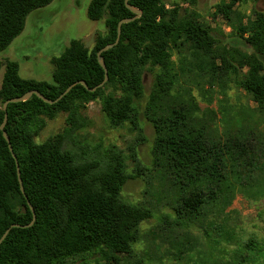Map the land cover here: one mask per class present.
Wrapping results in <instances>:
<instances>
[{
  "label": "trees",
  "instance_id": "trees-1",
  "mask_svg": "<svg viewBox=\"0 0 264 264\" xmlns=\"http://www.w3.org/2000/svg\"><path fill=\"white\" fill-rule=\"evenodd\" d=\"M53 1L0 0V52L23 33L33 11ZM246 1L257 0L222 1L211 17L227 23L252 53L221 47L195 11L176 4L167 8L166 0H130L142 15L124 24L119 44L103 53L109 77L104 86L90 92L76 85L55 104L35 95L26 102L9 104L5 131L17 157L27 198L21 191L16 160L0 130V239L12 225L26 226L33 221L29 203L36 221L29 228L11 229L0 246V264H144L141 258H132L133 245L139 240L141 225L152 217L151 210L122 197L126 183L139 179L142 170L129 172L127 158L119 150H109L103 159H97L79 154L67 144L87 127L83 111L92 102L100 103L111 128L129 125L143 138L139 101L144 97L143 76L147 71H156L145 110L156 137L152 168L145 171L157 173L155 179L161 171L172 184L188 177L195 185L192 192L181 196L179 213L198 211L207 199L222 195L225 176L234 163H242L248 155L255 156L257 170L264 169L263 147L251 140L242 141L236 134L225 143L217 141L211 129L200 123L203 111L192 90H178L188 73L182 55V47L188 44L192 55L189 70L223 82L234 76L264 116V12L245 17L236 7ZM87 14L91 21L104 22L105 31L97 35L92 48L74 39L61 56L53 58L52 83L23 79L16 61L0 62V72L5 66L0 127L5 119L3 104L10 99L36 90L55 101L76 82L85 81L90 89L104 83L105 71L97 53L115 43L119 22L136 14L126 7L125 0H91ZM173 53L178 55V65ZM173 90L187 95L189 101L176 104ZM207 111L216 122V112ZM60 114L66 115L65 130L37 143L47 120ZM240 167L247 169L248 162Z\"/></svg>",
  "mask_w": 264,
  "mask_h": 264
},
{
  "label": "rangeland",
  "instance_id": "rangeland-1",
  "mask_svg": "<svg viewBox=\"0 0 264 264\" xmlns=\"http://www.w3.org/2000/svg\"><path fill=\"white\" fill-rule=\"evenodd\" d=\"M222 1L230 0H166L168 6L176 4L183 10L197 12L219 39L221 47H236L252 53V48L244 39L233 35L227 23L222 19H212L214 7ZM90 2L54 0L47 7L33 11L27 17L23 33L0 52V62L16 61L23 79L52 83L53 58L61 56L74 39L92 48L97 35L105 31L104 22L89 20L87 11ZM236 11L251 18L255 12H264V0L242 2ZM182 50L187 62L184 68L188 73L181 80L183 83L178 90H192L203 111L200 123L210 128L221 143L236 134L240 140H251L264 148V116L257 112V105L239 88L238 80L234 76L225 82L212 80L196 69L189 70V61L192 60L189 45L185 44ZM173 55L178 65V55ZM261 59L264 61V57ZM4 71L3 65L0 88ZM155 74L156 71H147L143 76L144 97L139 101L143 138L129 125L111 128L100 103L92 102L83 111L87 127L76 134L75 140L69 141L67 147L97 159H103L109 150H119L127 158L129 172L138 168L142 170L143 175L129 180L122 192L124 200L148 207L152 214L141 225L139 240L133 245L132 258L139 257L144 264H264V169L257 170L254 155H248L242 163L237 161L232 170L229 169L231 171L221 185L222 195L207 199L198 211L192 212H178L181 196L195 188L188 177L172 184L161 171L156 179L153 177L157 173L145 171V168H152V148L156 137L152 123L145 118ZM171 95L176 104L189 101L187 95H180L174 90ZM208 109L216 112V122L211 119ZM66 127L65 114L47 120L36 139L37 143L62 133ZM248 131L252 133L248 134ZM246 162L249 167L242 169L240 165Z\"/></svg>",
  "mask_w": 264,
  "mask_h": 264
},
{
  "label": "water",
  "instance_id": "water-1",
  "mask_svg": "<svg viewBox=\"0 0 264 264\" xmlns=\"http://www.w3.org/2000/svg\"><path fill=\"white\" fill-rule=\"evenodd\" d=\"M129 2H130V0H125V5H126V7H127L129 10H131L133 13L136 14V17L131 18V19H123V20H121V21L119 22V24H118V37H117V40L115 41V43H114V44H109V45H107L106 47H104L102 50H100V51L97 53L98 62H99V64H100V66L103 68V70L105 71V81H104V83L100 84V85H99L98 87H96V88L90 89L85 81H79V82H76V83L72 84L71 86H69V87L65 90V92H63V94H62L57 100H55V101H52V100L47 99V98H46L45 96H43L40 92L34 90V91H31V92H28V93L24 94V95L21 96V97H17V98L10 99V100L6 101V102L3 104V111L5 112V119H4L3 124H2L1 127H0V130L2 131L4 138H5V140H6L7 143H8L9 150L11 151L13 157H14L15 160H16V163H17V169H18L19 183H20V186H21V191H22V193H23L24 195H25V189H24V187H23V183H22V179H21V173H20V170H19V164H18V161H17V157H16V155L14 154L13 147H12V145H11L10 137H9V135L7 134V132L5 131V126H6L7 121H8L7 108H8V106H9V104L20 103V102H26V101H28L29 99H31L34 95L37 96L39 99H41L42 101H44V102L47 103V104H55V103L59 102L64 96H66V95L72 90V88L75 87L76 85H82V86H84L86 89H88L90 92H94V91H96L98 88L104 86L105 82L108 81V78H109V77H108V69H107V66H106L105 60H104V58H103V53H105V52L111 50L112 48H114L115 46H117V45L119 44V42H120V37H121V34H122V26H123L124 24L130 23V22H133V21H135L136 19L140 18L141 15H142V12H141L140 10H138V9H136V8H134V7H132V6L130 5ZM25 197H26V195H25ZM26 198H27V197H26ZM29 206H30V208H31V210H32V212H33V215H34V217H33V221H32L30 224L26 225V226H21V225H16V224H14V225H12L11 227H9V228L6 230V232L3 234V236L1 237V239H0V246L2 245V243L4 242V240H5V239L7 238V236L9 235L11 229H13V228H29V227H31V226L34 225V223H35V221H36L35 211H34L33 207L30 205V203H29Z\"/></svg>",
  "mask_w": 264,
  "mask_h": 264
},
{
  "label": "built area",
  "instance_id": "built-area-1",
  "mask_svg": "<svg viewBox=\"0 0 264 264\" xmlns=\"http://www.w3.org/2000/svg\"><path fill=\"white\" fill-rule=\"evenodd\" d=\"M167 8H170V6L167 5Z\"/></svg>",
  "mask_w": 264,
  "mask_h": 264
},
{
  "label": "crops",
  "instance_id": "crops-1",
  "mask_svg": "<svg viewBox=\"0 0 264 264\" xmlns=\"http://www.w3.org/2000/svg\"><path fill=\"white\" fill-rule=\"evenodd\" d=\"M26 26V25H25Z\"/></svg>",
  "mask_w": 264,
  "mask_h": 264
}]
</instances>
